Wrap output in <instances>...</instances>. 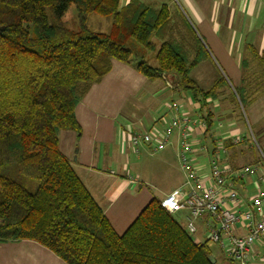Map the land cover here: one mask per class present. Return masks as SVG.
I'll return each mask as SVG.
<instances>
[{
    "label": "trees",
    "instance_id": "16d2710c",
    "mask_svg": "<svg viewBox=\"0 0 264 264\" xmlns=\"http://www.w3.org/2000/svg\"><path fill=\"white\" fill-rule=\"evenodd\" d=\"M70 6L74 30L62 22ZM91 14L105 20L103 31L86 25ZM201 47L183 14L165 5L0 0V243L33 241L64 264H216L208 243H195L157 199L118 235L58 148L59 132H80L75 108L113 61L135 62L148 81L169 75L197 103L207 131L225 89L237 110L264 93V51L253 47L255 73L241 88L231 91L224 78L199 88L189 73L207 58Z\"/></svg>",
    "mask_w": 264,
    "mask_h": 264
},
{
    "label": "crops",
    "instance_id": "0c3cea01",
    "mask_svg": "<svg viewBox=\"0 0 264 264\" xmlns=\"http://www.w3.org/2000/svg\"><path fill=\"white\" fill-rule=\"evenodd\" d=\"M177 1L179 10L212 54V57L207 55L204 61L193 68L189 77L200 88L203 84L207 89L219 78H224L229 88L231 86L233 89L243 86L244 76H249L250 81L255 73V64L248 49L253 47L258 52L264 51V0ZM128 2L126 0V4ZM149 5L157 6L153 3ZM245 63L247 65L243 66ZM196 68L201 71L191 76ZM168 77L169 75L160 80L148 81L136 71L135 62L122 64L113 61L110 73L99 84L93 85L75 108V119L80 132L58 133L60 153L68 160L118 235L126 231L151 200L162 201L165 196L184 186V175L177 160L179 130L173 132L162 150L154 151L153 146L142 144L138 147V153H135L124 133L127 128L140 133L153 129L157 138H160L166 124L176 116L169 109V104L165 103L157 109L160 102H163L164 93L170 96V104L178 106L177 115L180 119L188 121V139L193 151L191 161L197 174L202 178L207 177L210 158L217 147L222 145L218 155L219 164L227 174L243 166L258 168L254 177L243 181L229 179L242 201L240 210L248 209L254 184L256 181L259 183V159L241 146L242 142L239 145L233 144L232 148L224 146L230 135L242 136L241 132L237 129L232 134L219 137L217 132L223 128L222 119L219 120L216 133H212L211 129L207 131L205 121L198 114L197 103L193 102L189 94L179 91L170 83ZM157 82L160 86H157ZM230 90L232 91L231 88ZM224 91L222 96L212 102L213 107L223 108L228 119L233 118L237 112L240 117L237 116V121L243 122L242 114L236 108L231 112L230 108L225 109L230 102L228 90ZM145 96L152 102L148 106L143 104ZM249 99L252 100L248 104L252 123L262 124L264 93ZM153 102L156 104L153 105ZM199 121L204 122V128H200ZM237 124L234 121L230 126L236 127ZM262 129L264 131V126ZM174 215L183 217L184 225H179L186 231L188 211L174 213L173 218ZM194 223L197 230L195 234L198 233L199 238L195 243H205L203 236L206 230L209 232L211 220L202 217ZM234 232L239 235L245 233L240 226L235 227ZM226 261L222 255L221 264H227ZM251 261L254 264H264L262 241L254 244ZM0 264L64 263L37 243L22 240L0 243Z\"/></svg>",
    "mask_w": 264,
    "mask_h": 264
},
{
    "label": "built area",
    "instance_id": "2783aa9c",
    "mask_svg": "<svg viewBox=\"0 0 264 264\" xmlns=\"http://www.w3.org/2000/svg\"><path fill=\"white\" fill-rule=\"evenodd\" d=\"M170 110L176 116L170 119L163 129L160 138L152 131L136 132L127 128L124 132L135 153L142 144L153 146L154 151L162 150L175 130H179L177 160L184 175L183 188L176 189L161 201V207L170 214L181 210L188 211L186 218V232L196 233L194 221L206 217L211 220L209 226V241L217 245L224 258L231 264H254L251 261V250L255 243H264V158L259 183L254 184V193L250 197L247 210H240L242 201L232 188L229 179L243 181L254 177L258 172L256 166H243L227 174L219 164V152L222 145L213 152L206 178H202L192 165V146L188 139V121L177 115L178 106L172 103ZM184 124V125H183ZM200 128H204L203 121H199ZM228 141L237 145L242 142L239 136H229ZM154 143V144H153ZM239 225L244 234H235L234 228Z\"/></svg>",
    "mask_w": 264,
    "mask_h": 264
},
{
    "label": "rangeland",
    "instance_id": "374dc122",
    "mask_svg": "<svg viewBox=\"0 0 264 264\" xmlns=\"http://www.w3.org/2000/svg\"><path fill=\"white\" fill-rule=\"evenodd\" d=\"M139 1L142 3L156 4L157 5L156 7H159V6H162L165 4L170 13L181 12L179 10L180 7H179V3L177 0H139ZM125 4H126V0H121V5L124 6ZM183 16H184V14H183ZM186 20H187V18H186ZM62 22L65 25V27L70 29V30H74L76 28L77 12H76V9L74 6H70L66 10V12L64 13V15L62 17ZM86 25L88 27H93V28L98 27L103 31L104 26H105V20L99 16L91 14L87 17ZM152 42L156 46V49L158 50L160 42L154 38L152 39ZM201 46H202L201 52H204L206 55H209L212 57L211 52H208V49L205 47L203 41H201ZM152 58H153V54L148 53L146 60H148V63L151 67H156L155 62L152 60ZM213 61L218 65V63L215 59ZM200 71L201 70L199 68H196L191 73V76H192V74H196L197 72L199 73ZM156 84H157V86H160V83L157 82ZM197 86L199 87L198 84H197ZM201 88H203V90L207 89L205 86H203V84H201ZM230 88L233 90V88L231 86H230ZM149 103H152V102H150L149 98L147 96H145V98L143 100L144 106L150 105ZM165 103H166V105H168V104L171 105L170 104L171 98H170V96H168V93H164L163 102H160V105L157 106V109L160 108L161 105H164ZM154 104H156V102H153V105ZM213 105L214 104H212L210 107V111H212L214 116H215L213 126L211 127L212 133H216L218 131V124H220V122H219L220 119H222L221 122H222L223 128L221 130L219 129V131L217 132L219 137H221L222 135H225V134H232L231 132L238 129L237 131L241 132V134H242V136H240L238 134L239 137L242 139V144H240V143L239 144L241 146H243L244 148H246L255 158L259 159L258 163L260 165H262L261 159L264 158V131L262 129V126H264V122L262 124L252 123L251 118H250V113H249V106L250 105H245V107L242 108V106L239 104L238 112H241L243 122L237 121V116L239 117V113L238 114H237V112L234 113L233 118L228 119V117H227L228 114L223 108H217L216 109L215 107H213ZM226 105H227L226 106L227 108H225V109L229 110V108H230L231 109L230 112H231L233 110L232 105H230V104H226ZM143 111L144 110H142V112ZM161 113L164 114L165 112H161ZM234 121L236 122V124L237 123L238 124L236 127H231L230 123H232ZM196 123H198V120ZM239 144H237V145H239ZM250 145H252L253 147H250ZM218 147H220V146H218ZM174 219L176 220V222L178 224L184 225V219L182 216L179 217L178 215H174ZM237 226H239V225H237ZM204 235L205 236H203V240H206L205 242L208 243V246L211 250V253L213 254V259H214L215 263L221 264V259H222L221 251L218 249L217 245H215L209 241V239H208L209 233L207 230L204 233ZM197 236H198V233L191 236V238L194 242H197L199 240V238H197Z\"/></svg>",
    "mask_w": 264,
    "mask_h": 264
}]
</instances>
